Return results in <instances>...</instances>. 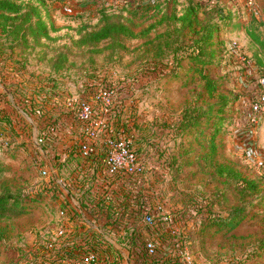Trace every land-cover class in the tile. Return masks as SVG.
<instances>
[{"label": "rangeland", "instance_id": "obj_1", "mask_svg": "<svg viewBox=\"0 0 264 264\" xmlns=\"http://www.w3.org/2000/svg\"><path fill=\"white\" fill-rule=\"evenodd\" d=\"M31 1L45 2L49 15L46 22L53 32L52 40L47 42L49 48L36 50L29 56L30 68L34 70L42 63V75L50 74L46 69L48 59L69 50V67L52 74L58 93L64 97L89 99L104 85L116 88L119 115L126 133L137 138V153L141 159H148L155 173L156 190L163 203L155 219L160 226L159 239L182 240L196 264H264V250L257 258L252 255L257 244L264 241V173L258 166L260 161L264 162V113L253 130L244 126L250 117L251 105L261 92L259 81L264 75V55L248 35L251 30L253 37L264 41V0H256L261 13L258 19L247 13L243 0H219L224 15L231 13L233 19L221 23L215 37V61L208 74L211 80L219 82V87L212 95L207 94L205 83L198 76L191 72L186 74L192 68L189 65L183 66L177 78L168 76L165 63L148 66V44L143 39L127 40L125 50L114 52L105 45L86 49L74 46L83 31L100 26L104 13L124 17L134 32L140 33L158 23L165 14L182 16L187 0ZM68 6L76 7L77 12L68 14ZM211 20L218 22L213 11H202L198 16L199 24L188 40L195 38L200 27ZM45 51L49 53L46 60L42 56ZM243 57L250 61L249 65L244 63ZM221 96L229 98L230 106L222 116L224 122L219 133L207 132L204 137L193 136L182 141L180 138L173 141V136L168 135L169 126H173L185 107L194 102L207 107L217 103ZM8 106L0 109V119L1 111H6ZM4 129L5 137H1L8 146L0 145V163L6 171L3 183L14 191L34 194L38 203L31 216L0 220V264H44L43 258L47 259L48 255L45 250L54 237L66 201L65 193L40 174V164L45 166L46 160L52 161L55 157L50 152L51 147H36L38 133L33 127L29 129L19 116L5 118ZM141 130L149 133L145 134L148 141L147 138L138 141ZM250 133L256 140L252 152L243 146ZM60 140L63 144L73 138H58L55 144ZM140 149L144 152L150 149L151 158ZM204 151L212 155V161L202 159ZM215 165L232 168L244 178L255 180L259 186L256 197L245 205L247 216L233 229L219 230L205 221L212 208L214 213L226 215L237 205L241 206L238 199L228 193V184L211 176ZM165 217L172 218L173 231H166L170 226ZM40 248L44 249L43 256Z\"/></svg>", "mask_w": 264, "mask_h": 264}, {"label": "built area", "instance_id": "obj_2", "mask_svg": "<svg viewBox=\"0 0 264 264\" xmlns=\"http://www.w3.org/2000/svg\"><path fill=\"white\" fill-rule=\"evenodd\" d=\"M243 3L249 15L257 19L261 16L256 0H243ZM66 12L74 15L77 8L68 6ZM243 61L250 64L245 57ZM259 84L261 92L251 105L249 117L252 130L264 113V75ZM58 108V120L69 123L73 141L64 143L51 164L46 158L44 166L43 158H39L41 176L51 179L52 185L66 195L44 264H123V260L128 262L125 264H156L165 244H172L173 252L180 253L176 256L177 264H196L182 240L159 239L160 226L155 219L163 203L154 184L155 173L148 159H141L137 153L135 136L117 125L121 109L117 105L116 88L104 85L89 99L67 97L59 101ZM35 113L42 116L41 110ZM53 124L37 132V148L52 149L59 138L55 126L59 122ZM248 136L243 146L252 152L256 140L252 133ZM0 145L8 146L1 136ZM258 166L264 173V162L260 161ZM83 212L91 217L84 218ZM165 220L170 226L166 231H173L172 218ZM106 226L113 233L100 230ZM119 237L128 238L123 240L125 255L114 246Z\"/></svg>", "mask_w": 264, "mask_h": 264}, {"label": "trees", "instance_id": "obj_3", "mask_svg": "<svg viewBox=\"0 0 264 264\" xmlns=\"http://www.w3.org/2000/svg\"><path fill=\"white\" fill-rule=\"evenodd\" d=\"M45 5V2L41 1H37V4H35L31 0L28 2L0 0V54L5 50H10L12 53L19 50L28 61L29 56L36 50L42 51L49 48L47 42L52 40L51 33L53 31L46 22L49 15L45 11ZM187 5V9L182 16L165 14L158 23L152 24L140 33H135L132 27L125 22L124 17L104 13L100 26L96 29L83 31L79 39L75 41L74 46L79 49H86L105 45L107 50L114 52L118 49L125 50V41L127 40L143 39L145 44H148L146 45V53L149 54L147 56H150L148 66L154 64L158 66L165 63L168 76L177 78L183 66L189 65L192 68L188 69L186 74L191 72L194 76H198L205 83L204 88L207 94L212 95L219 87V82L211 80L208 74L209 67L215 61V37L221 30V23L231 21L233 16L231 13L224 15L219 0H187ZM210 9L215 14L218 22L207 21L205 25L200 27L196 37L188 40L195 26L199 24V14ZM154 31L157 33L151 36ZM251 33L250 31L248 35L260 47L264 55V41L257 36L253 37ZM48 55L49 53L46 51L42 53L43 59L46 60ZM68 59L69 50L57 53V55L48 59L51 78H53L52 74H58L69 67ZM157 66L154 70H157ZM229 106L230 101L226 96H221L217 103L207 107L194 102L181 111L172 127L169 126L170 132L168 135L173 136V141L179 138L182 141L184 138L188 139L193 136L204 137L207 132H210L211 135L216 132L219 133L224 122L222 116ZM116 119L119 123L117 125L126 132L127 128L121 122L120 116ZM3 120L4 122H2ZM3 120L0 119V136H4L5 131V119ZM244 126L247 129H252L248 118ZM145 134L149 133L141 130L138 141H145L147 138ZM134 142L137 143L135 137ZM142 152L146 155L151 153L150 149L145 152L142 150ZM138 154L140 155V153ZM203 154H205L202 157L203 160L212 161L210 153L206 154L204 151ZM5 172V166L0 163V220L13 221L31 216L37 209V197L34 194L14 191L7 187L3 183ZM211 174L213 178L225 181L228 184V193L233 194L241 206L237 205L226 215L221 212L214 213L212 208L208 212L209 215L205 221L209 222V226H215L219 230H226V227L233 229L239 221L247 216L245 205L251 203L256 197L259 188L258 183L253 179L244 178L234 169L222 165L213 166ZM223 194L225 193L223 192ZM263 250L264 241H261L254 248L253 257L257 258ZM45 251H48V249ZM40 253L41 256L44 255L43 248H40Z\"/></svg>", "mask_w": 264, "mask_h": 264}, {"label": "crops", "instance_id": "obj_4", "mask_svg": "<svg viewBox=\"0 0 264 264\" xmlns=\"http://www.w3.org/2000/svg\"><path fill=\"white\" fill-rule=\"evenodd\" d=\"M42 66L43 64L40 63L32 70L28 61L19 50H15L14 53L10 50H5L0 54V109L7 108L9 105L6 111H1V119L8 117L14 119L19 116L20 119L23 120V123L28 126L29 129L33 127V131L36 133L49 124L54 125L53 123L59 122L58 125L55 124L58 129L59 139L62 137L69 138V123L66 121V123L64 122L65 124H63L58 120V116H60V109L58 108L59 101L65 100L68 96L64 97V95L58 93L56 81L52 80V78L47 79L51 73H43L42 75ZM47 68V71L50 70L51 72V69L49 67H46V69ZM33 71L36 73H33ZM29 72L33 75L28 74ZM23 110L27 112L25 113ZM37 110L42 111V115H44L43 118L36 115L35 112ZM46 119L49 120L45 122ZM117 124H119L118 121ZM60 126L61 128H59ZM61 142L64 141L60 140L57 144L53 145L50 151L52 154L61 152L64 148V143L61 144ZM83 215L84 218L91 217L90 213L83 212ZM100 230L106 234L110 232L113 233L112 229L107 226L105 228H100ZM89 232L92 233L93 230L89 229ZM123 240L128 241V238H116L114 246L125 255L126 250L123 246ZM172 249V244H165L162 248V255H160V259L157 260L156 264H177L176 256H179L180 253L173 252ZM122 263L125 264L128 262L123 260Z\"/></svg>", "mask_w": 264, "mask_h": 264}]
</instances>
